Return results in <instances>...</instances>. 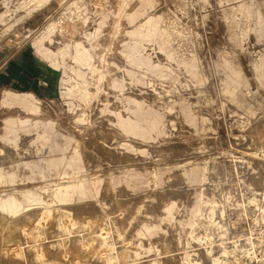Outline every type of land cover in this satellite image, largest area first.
<instances>
[{"label": "rangeland", "instance_id": "rangeland-1", "mask_svg": "<svg viewBox=\"0 0 264 264\" xmlns=\"http://www.w3.org/2000/svg\"><path fill=\"white\" fill-rule=\"evenodd\" d=\"M187 1L189 29L193 35L202 92L201 103L192 107L191 116H203L207 122L198 127L201 130L198 133L192 130L181 133L178 127L167 129V137L162 139L166 146L160 161V165L164 163L166 172L159 185H154L149 177V173L158 165V152L149 150V157L142 158L140 152L147 146L138 141H132L133 152H128L121 147L120 140H112L113 134L108 127L111 117L100 112L106 101L110 102V109L115 108L106 83L113 69L109 61L117 50L114 42L121 37L118 28L110 30L108 25L104 28L98 40V60L90 66L76 65L57 56L49 44L52 38L49 26L63 27L68 19L85 18L86 30L90 32L102 18L108 20V24L118 25L119 20L114 15L120 0H110L107 9L96 4L97 0L53 1L3 36L0 27V124L8 120L30 121L37 123L40 129L50 124L59 137L57 145L60 148L69 139L80 143L79 148L91 160L90 164L83 160L82 166L89 173L99 172L102 181L96 198L102 208L89 209V212L95 211L97 216H85L82 221L93 224L100 237L109 235L108 242L113 245L114 254L136 251L138 242L131 240V233L145 220V216L157 215L160 207L173 203L172 226L164 225L166 231L159 239L140 240L150 248L151 253L147 258H141L139 264H181L185 250L201 264H210L205 246L190 241L187 227L178 228L179 223L189 217L196 199L200 198L215 202L218 213L222 214L223 240L215 234L207 243L213 256L219 255L223 249L221 247H224L231 252L225 260L227 264H264V246L255 245L250 261L242 253L250 249V244L256 240L264 243V213L261 211L264 202V131L258 132L264 125V88L253 82V74L249 70L250 60L264 52V38L260 42L250 39L247 47V51L259 54L248 57L242 53L240 56L239 63L251 86L249 96L239 93V98H246L248 102L241 106L222 94L215 53L224 41L221 10L228 6L234 8L238 2L219 5L218 0H206L209 7L201 9V5L195 7L193 0ZM164 3L168 7L167 0ZM242 3L246 9L259 11L264 23V0H243ZM69 5L74 8L73 13L63 18L64 10ZM78 37L77 32L70 30L64 40ZM140 91L144 92L143 97H150L145 88L134 89V94ZM252 91L255 94H251ZM22 95H28L33 100L27 111L17 105ZM193 101L191 93L185 105ZM254 101L260 102L261 110L252 117L246 113V109ZM30 139L19 136L18 151L21 156L29 149L27 143ZM3 150L0 168L10 172V164L5 161V156L10 157L14 151L9 147H3ZM207 159L212 160L208 164L219 165L217 172L209 175L204 183L185 182L183 172L190 165H202V161ZM31 175L27 171L19 173L18 187L30 186L31 180L27 176ZM125 175L141 180L134 182L136 189L131 190L123 184L109 188L110 176L124 180ZM38 180L39 177L34 178V181ZM204 231L199 229L196 234L202 236ZM117 236L122 239H117ZM90 245L89 249L92 250L86 252L88 256L95 259L106 257L105 249ZM78 246L85 249L88 244L84 242ZM55 254L57 262L83 264L74 260L70 253L57 251ZM95 262L92 260L86 264ZM0 264L32 263L25 258H12L8 263Z\"/></svg>", "mask_w": 264, "mask_h": 264}, {"label": "bare ground", "instance_id": "bare-ground-1", "mask_svg": "<svg viewBox=\"0 0 264 264\" xmlns=\"http://www.w3.org/2000/svg\"><path fill=\"white\" fill-rule=\"evenodd\" d=\"M53 1L61 0H1V36ZM109 1L97 0L96 4L107 9ZM164 1L120 0L114 15L119 20L118 25L108 24V20L102 18L91 32L86 30L87 21L83 17L68 19V24L60 28L54 24L48 28L52 35L49 44L57 56L85 66L98 60V40L104 28L107 25L110 30L118 28L121 37L115 39L117 50L109 61L114 70L106 83L115 108L110 109V102L106 101L100 112L111 117L108 127L113 134L112 140H120L121 147L128 152H133L132 141L147 146L140 152L142 158L149 157V150L158 152V165L149 173L154 185L162 182L166 172L164 163L160 165V161L165 151L166 144L162 139L167 137V129L178 127L181 133L186 130L198 133L201 131L198 127L207 122L203 116H191L192 107L201 103L202 92L193 35L189 29L188 1L167 0L168 7ZM234 2H238L234 8L228 6L221 10L224 41L215 53L222 94L242 106L248 102L246 98H239V93L249 96L251 86L250 79L245 77L239 63L240 56L242 53L248 57L259 54L247 51V47L250 39L254 42L263 40L264 23L259 11L243 7V0H218L219 5ZM193 4L196 8L201 5V9L209 7L206 0H193ZM73 9L72 5L67 6L62 17L70 16ZM70 30L77 32L79 37L65 41ZM249 70L253 74V82L264 88V52L250 60ZM137 88L147 89L150 97H143V91L134 94ZM191 93L194 101L185 105ZM251 94L255 93L252 91ZM32 104L33 100L28 95H22L17 103L26 111ZM253 104L246 109V113L252 117L261 110L259 101ZM263 131L264 125L258 132ZM20 135L31 138L24 156L18 151ZM58 138L50 124L42 129L30 121L8 120L0 124V154L4 153L3 147L14 151L10 157L5 156V161L10 164V172L0 168V262L25 258L32 264H63L54 259L55 253L62 251L70 253L74 260L83 264L92 260L96 264H139L141 258H147L151 253L150 248L145 247L140 240L150 241L163 236L166 231L164 225L169 226L174 222V204H164L157 215L145 216V220L131 233V240L138 242L136 251L114 254L113 245L108 242L109 235L100 237L93 224L82 221L85 216H97L95 211H91L93 214L89 209L102 208L96 199L102 183L99 172L89 173L82 166L83 160L88 164L91 160L79 148L80 143L69 139L60 148L57 145ZM24 157L28 159L22 160ZM210 161L207 159L202 161V165H190L182 175L185 182L204 183L209 175H214L219 165L208 164ZM26 171L33 174L32 177L27 176L31 184L19 188V173ZM35 177H39V180L34 181ZM122 179L110 176L109 188L123 184L134 190V182L141 181L131 175H125ZM217 208L213 201L196 199L189 217L179 223L178 228L187 227L190 241L205 246L210 264H227L225 260L231 252L221 247V253L213 256L207 247L215 234L221 241L225 235L222 214L218 213ZM261 211L264 213V202ZM107 222L111 224L109 220ZM199 229L205 230L202 236L196 234ZM178 237L180 239L181 236L178 234ZM117 239L122 237L117 236ZM84 242L88 244L85 249L78 246ZM90 244L105 249L106 257L95 259L88 256L86 252L92 250L89 249ZM256 244L264 246V243L256 240L250 244V249L242 252L248 261ZM181 264L201 263L185 250Z\"/></svg>", "mask_w": 264, "mask_h": 264}]
</instances>
